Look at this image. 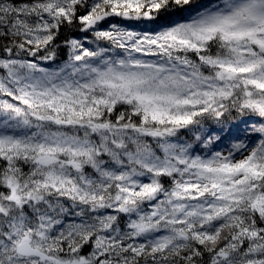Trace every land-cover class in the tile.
<instances>
[{
  "label": "snow or ice",
  "instance_id": "6c2138e0",
  "mask_svg": "<svg viewBox=\"0 0 264 264\" xmlns=\"http://www.w3.org/2000/svg\"><path fill=\"white\" fill-rule=\"evenodd\" d=\"M0 264H264V0H0Z\"/></svg>",
  "mask_w": 264,
  "mask_h": 264
}]
</instances>
